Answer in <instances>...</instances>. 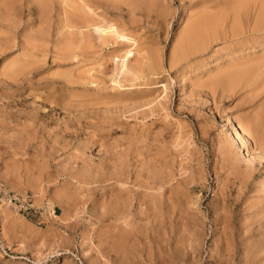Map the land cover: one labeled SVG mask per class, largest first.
Segmentation results:
<instances>
[{"label": "rangeland", "instance_id": "1", "mask_svg": "<svg viewBox=\"0 0 264 264\" xmlns=\"http://www.w3.org/2000/svg\"><path fill=\"white\" fill-rule=\"evenodd\" d=\"M97 1L137 42L94 41L72 58L55 45L58 0H0V264H264V142L249 124L264 91L231 74L264 50L236 58L231 18L180 48L194 14L219 15L221 0ZM136 43L162 69L119 84Z\"/></svg>", "mask_w": 264, "mask_h": 264}, {"label": "bare ground", "instance_id": "2", "mask_svg": "<svg viewBox=\"0 0 264 264\" xmlns=\"http://www.w3.org/2000/svg\"><path fill=\"white\" fill-rule=\"evenodd\" d=\"M95 1L97 0H58V3L60 5V7L58 8L59 12V17H60V22L58 23V26H57V34H56V38H57V44L55 43L56 47L57 45H60L61 43L63 44H66V45H60V47H62L63 50H66L68 51L69 53V56H71L72 58L74 57H77L79 56L80 54H82L81 52L83 51V49H85L86 47L88 46H93L94 44H92V42L94 41H98L100 42V45L104 48V47H107L109 46L111 43H124L125 40L127 41H133L134 42H137V39L131 34V33H128L125 29H121L114 21H112V19H110L109 17H107L102 11H97L96 8H95ZM101 1H107V0H98L97 2H101ZM109 1V0H108ZM115 1V0H114ZM212 1V0H211ZM214 1V0H213ZM212 1V2H213ZM216 1V0H215ZM214 1V2H215ZM34 2V1H33ZM48 2V1H47ZM213 2V3H214ZM2 3V2H1ZM125 3V2H124ZM219 4L218 1H216V4ZM24 4V3H23ZM45 4V3H44ZM56 4V3H55ZM107 4V3H106ZM120 4V3H119ZM215 4V5H216ZM217 4V5H218ZM133 4H131L132 6ZM214 5V6H215ZM221 7V5L223 6L222 10L220 8V10H218V13L220 11V14L219 15H212V14H209L208 11L206 12L205 8V12H201L199 15L198 13H195L194 15H196V17L194 19H192V21H190V23L185 27L186 29L185 32L182 34V36H180L182 38H179L180 41L179 42V46L180 48H183V46L181 44H184V42L187 40H189L191 38V40H193L194 38H196V34L197 32L201 31L204 33V31L207 33V32H210L212 33V38L214 39V36L215 38H217L216 34H214V31L218 28L217 26L220 25L221 27L222 26H226L227 27V23H230V26L227 27V28H224L223 31L225 29H227L226 31L222 32L223 34V37L225 36L226 37V34H228V37L229 39L230 38H233V39H236L238 43H241L239 44L240 47H244V50L243 49H238L237 53L235 54V57L238 58L239 56H243L245 54H248V51L247 48H250L252 49L251 52H256V51H259V50H264V0H221L220 4H219ZM130 6V7H131ZM258 6V7H257ZM29 7V5H28ZM113 7V6H112ZM133 7L132 6L130 9L133 10ZM207 7H210V6H207ZM255 7H257V10L256 11V15L253 19V21L250 20L249 18V14H252V9ZM43 8V7H42ZM109 8V7H108ZM129 8V7H128ZM136 8V7H135ZM211 8V7H210ZM208 9L209 11L211 9ZM215 8V7H213ZM212 8V9H213ZM40 9V8H39ZM137 9V8H136ZM150 9V8H149ZM45 10V8H44ZM107 10V9H106ZM146 10V9H145ZM144 10V11H145ZM148 10V8H147ZM203 10V9H202ZM203 10V11H204ZM150 11V10H149ZM148 11V12H149ZM107 12V11H106ZM131 12V11H130ZM217 12V11H215ZM251 12V13H250ZM136 13V12H135ZM212 13V12H211ZM255 13V12H254ZM145 14V13H144ZM40 15V14H39ZM132 15V14H131ZM142 15V14H141ZM140 15V17H141ZM151 15V14H150ZM145 16V15H144ZM149 16V15H148ZM252 16V15H251ZM191 17V16H190ZM192 17H193V14H192ZM57 18V17H56ZM146 18V17H145ZM228 18H231L232 20L228 19ZM248 18V19H247ZM147 19V18H146ZM119 20V19H118ZM230 20V21H228ZM132 20L130 19V22ZM189 21V20H188ZM55 22V21H54ZM117 22V21H116ZM138 22V21H137ZM140 22V21H139ZM142 22V21H141ZM140 22V23H141ZM252 22V23H251ZM44 23V22H43ZM133 23V22H132ZM139 23V24H140ZM122 24V23H121ZM125 24V23H124ZM138 24V23H137ZM142 24V23H141ZM144 24V23H143ZM140 25L141 26H143ZM248 25V27L246 26ZM37 26V25H36ZM44 26V25H43ZM48 26V25H47ZM138 26V25H137ZM246 26V28H245ZM250 26V27H249ZM134 27V26H133ZM184 28V27H183ZM213 29V30H212ZM131 31V30H130ZM133 31V30H132ZM212 31V32H211ZM42 32V31H41ZM215 32H219V29L218 31H215ZM221 32V30H220ZM249 32L248 36H246L244 38V34ZM199 34V33H198ZM202 34V33H201ZM200 34V35H201ZM220 34V33H218ZM221 35V34H220ZM44 36V35H42ZM47 36V35H45ZM141 36V35H140ZM224 37V38H225ZM243 37V39H242ZM212 39V40H213ZM226 39V38H225ZM190 40V41H191ZM196 40V39H195ZM215 40V39H214ZM65 41V42H63ZM142 41V40H141ZM186 41V43H188ZM194 41V40H193ZM206 42V41H205ZM203 41V43H205ZM209 42V41H207ZM207 42H206V45H207ZM211 42V41H210ZM145 43V42H144ZM196 43V42H195ZM39 44V43H38ZM92 44V45H91ZM137 44V43H136ZM142 44V43H141ZM141 44H137L135 45L137 48L134 50L132 49L131 46L127 45L128 47H123L124 48V51H123V54H118L120 55L119 58L121 57L122 59V62L120 64V67H118L113 73H114V80L119 82V84H121V81L120 80H117V77L121 74V75H124L125 76V80H130V81H135L139 78H145L149 75H152L157 72V70L159 71V68L161 67L162 69V66H161V59L159 60L157 58V54H159L160 52L156 50V55L154 53V51H152L151 48H144V47H140L138 45H141ZM209 44V43H208ZM132 45V43H131ZM185 45V44H184ZM188 45H190L188 43ZM143 46V45H141ZM182 46V47H181ZM191 46H192V43H191ZM196 46V45H195ZM1 47V46H0ZM35 47V46H34ZM33 47V48H34ZM43 47V46H42ZM59 46L58 48L61 49ZM150 47V46H149ZM186 48V46H184ZM239 47V46H238ZM237 47V48H238ZM239 47V48H240ZM3 48V47H2ZM44 48V47H43ZM194 48V47H193ZM202 48V45L200 44L199 47H197V49L194 48V51L195 50H198V49H201ZM205 48V47H204ZM203 48V49H204ZM207 48V47H206ZM35 49V48H34ZM38 49V48H37ZM36 49V50H37ZM45 49V48H44ZM87 49V48H86ZM176 49V47H175ZM179 49V48H178ZM191 49V48H190ZM159 50V49H158ZM185 51V49H183ZM233 50V49H232ZM136 51L138 53H140L141 51H144L143 54L140 53V56L136 59L137 60V63L132 65V66H129L127 64L129 58L134 54L136 55ZM187 51V50H186ZM184 52L185 54L188 52ZM31 53L33 52L32 50L30 51ZM36 51H34L35 53ZM39 52V51H38ZM45 52V51H44ZM60 52V51H59ZM159 52V53H158ZM173 52V51H172ZM264 52V51H263ZM47 53V52H45ZM113 53V52H112ZM177 53V52H176ZM36 54V53H35ZM117 54V55H118ZM184 54V55H185ZM188 54V53H187ZM250 54V53H249ZM264 54V53H263ZM27 55V54H25ZM29 55V54H28ZM32 55V54H31ZM116 54L113 56L114 58L117 56ZM139 55V54H138ZM173 57H176L174 56V54L172 53ZM177 55V54H175ZM179 55V53H178ZM183 55V56H184ZM262 55V54H261ZM61 56V55H60ZM180 56V55H179ZM177 56V59L178 57ZM182 56V55H181ZM180 56V57H181ZM181 57V59L179 60H182L184 57ZM189 56V54H188ZM248 56V55H247ZM29 57V56H28ZM27 57V59H28ZM43 57V56H42ZM187 57V56H185ZM15 59V58H14ZM18 59V58H17ZM36 59V58H35ZM69 59V58H68ZM176 59V58H175ZM176 59V60H177ZM232 59V57H231ZM248 59V58H246ZM250 59V60H249ZM248 60H243V62L241 64H237L238 66H236L235 64V67L233 66L232 68V72H231V68L229 67L231 74H233L234 77H237V78H245L247 79V85L249 84L250 86L253 85L250 89L251 92H253L254 94L255 93H259V92H262L264 91V55L262 56H258V58H249ZM31 60V59H30ZM173 60H170L171 63H173ZM237 60V59H236ZM241 60V59H240ZM27 61V60H26ZM32 61V60H31ZM30 61V62H31ZM35 61V60H34ZM130 61V60H129ZM160 61V62H159ZM136 62V61H135ZM234 62V61H233ZM240 62V61H238ZM26 63V62H25ZM28 63V62H27ZM26 63V64H27ZM174 63H176V61H174ZM173 63V64H174ZM236 63V62H235ZM25 64V65H26ZM175 65V64H174ZM234 65V64H233ZM232 66V65H231ZM226 71V70H225ZM72 72V71H71ZM160 72V71H159ZM227 72V73H229ZM62 73V72H61ZM60 73V74H61ZM70 74V73H69ZM263 75V76H262ZM73 76V75H72ZM150 77V76H149ZM224 77V76H223ZM73 78V77H72ZM226 79V76L224 77ZM76 79V77H75ZM217 79L218 80H222V76L219 75L217 76ZM224 79V80H225ZM235 79V78H234ZM69 80V79H68ZM113 80V81H114ZM151 79H149L150 81ZM157 80V79H156ZM233 80V79H232ZM238 80V79H237ZM79 81V80H77ZM89 81V80H88ZM124 81V80H123ZM154 81V79L152 80ZM227 81V80H226ZM235 81V80H234ZM75 82V80H74ZM219 82V81H218ZM236 82V81H235ZM233 83V82H232ZM238 83V82H237ZM124 84V83H123ZM122 84V85H123ZM132 85L134 83H131ZM136 84V83H135ZM156 85V84H155ZM248 85V86H249ZM162 86V85H161ZM167 84L164 83L163 84V92H165L167 90ZM245 86V85H243ZM249 86V87H250ZM246 88V87H245ZM161 90V91H162ZM159 90H157L158 92ZM55 93V92H54ZM162 93V92H161ZM256 95V94H255ZM258 95V94H257ZM162 96V95H161ZM167 96V95H166ZM158 96H155V98H157ZM149 98V97H148ZM153 99L152 102H154V100L156 99ZM161 98V97H160ZM136 99V98H135ZM144 99V98H143ZM140 100V99H139ZM167 100V99H165ZM263 100V99H262ZM135 101V100H133ZM132 101V102H133ZM146 102V101H145ZM150 102H151V98H150ZM143 103V102H142ZM150 104V103H149ZM161 104L162 106L164 105L165 106V102L161 101ZM160 104V105H161ZM261 104V103H259ZM163 106V107H164ZM168 106V105H167ZM161 107V106H160ZM262 109H260L259 107V111L258 113L255 115L254 114V120H252L253 122V125H251L252 123H249L250 126H252V129L255 130L253 131L255 134H257V132H259L260 134L259 135H256V140H257V136L259 137L258 138V142H256L255 138L253 141H255L254 143L259 146V147H263L261 146V142L263 143L264 142V134L261 135L263 132H264V102L262 103L261 105ZM167 108V107H166ZM165 109V108H164ZM167 110V109H166ZM169 112V111H168ZM166 116V115H165ZM253 119V118H252ZM233 123V122H231ZM236 126V125H235ZM250 127L249 125H242L241 123L237 124L236 128L234 127V130H235V134L237 135L236 137L239 138V140L241 139V142L239 144V148L240 150L242 151L243 147L247 148V151L250 153L251 150V142L250 141V138H249V135L252 133L251 129L248 128ZM251 130V131H250ZM245 134V135H243ZM253 135V134H251ZM250 135V136H251ZM254 136V135H253ZM264 145V143H263ZM253 147V146H252ZM252 152V151H251ZM255 156V155H254ZM117 167V166H116ZM115 167V168H116ZM117 173V172H116ZM164 174V173H163ZM192 176V175H191ZM88 177V176H87ZM174 178V177H173ZM97 179V178H96ZM163 180V179H162ZM94 182L96 181V183H103L104 180H102L101 178L99 180H93ZM117 181L121 182V178H118L117 177ZM171 181V180H170ZM192 181V180H190ZM189 181V182H190ZM78 182L80 183H85L87 185L90 184V181L89 179L85 178L83 179H78ZM93 182V183H94ZM160 182V181H159ZM163 182V181H162ZM122 183V182H121ZM124 184V183H123ZM122 184V185H123ZM162 184V183H161ZM161 184H157V185H160ZM164 184V183H163ZM86 187V186H85ZM155 187V186H154ZM169 188V187H168ZM167 188V189H168ZM82 189V188H81ZM174 190V189H173ZM223 192V191H222ZM153 194V193H152ZM178 194V193H177ZM181 195V194H180ZM124 196V195H123ZM167 196V195H166ZM186 197V196H185ZM88 198V197H87ZM169 198V197H168ZM121 201V200H120ZM125 201V200H124ZM132 201V200H131ZM147 201V200H146ZM169 202V200H166ZM126 202V201H125ZM130 202V201H129ZM166 202V203H168ZM137 203V202H136ZM140 203V202H139ZM148 203V202H147ZM165 203V204H166ZM122 204V203H121ZM127 204V203H126ZM160 205V204H159ZM167 205V204H166ZM175 205V204H174ZM130 206V205H129ZM128 206V207H129ZM125 208V207H124ZM123 208V209H124ZM172 208V207H171ZM184 209V208H183ZM114 210V209H113ZM161 210V209H160ZM173 210V209H172ZM107 211V210H106ZM171 211V210H170ZM185 211V210H184ZM104 212V211H103ZM179 214V213H178ZM184 214V213H183ZM160 215V214H159ZM111 216V214H110ZM114 216L116 217V219H120V218H124L125 216L116 211V213H114ZM168 218V217H167ZM183 218V217H182ZM190 219V218H189ZM198 219V218H197ZM217 219V218H216ZM126 220V219H125ZM168 220V219H167ZM171 220V219H170ZM169 222V221H168ZM188 222V221H187ZM204 222V221H203ZM167 223V222H166ZM190 223V222H189ZM195 224V223H194ZM181 226V225H180ZM194 226V225H192ZM197 226V225H196ZM195 227V226H194ZM193 227V228H194ZM187 231V230H186ZM189 231V230H188ZM117 235V234H116ZM193 236V235H192ZM196 237V236H195ZM200 237V236H199ZM122 238V236H121ZM124 238V237H123ZM187 240H188V237H187ZM191 240V239H190ZM180 241V240H179ZM177 244V243H176ZM189 244V243H188ZM193 244V243H192ZM182 245V244H181ZM183 250V249H182ZM179 258V257H178Z\"/></svg>", "mask_w": 264, "mask_h": 264}]
</instances>
